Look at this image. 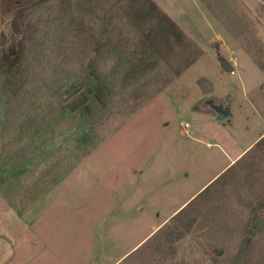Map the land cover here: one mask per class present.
Masks as SVG:
<instances>
[{
	"label": "rangeland",
	"instance_id": "374dc122",
	"mask_svg": "<svg viewBox=\"0 0 264 264\" xmlns=\"http://www.w3.org/2000/svg\"><path fill=\"white\" fill-rule=\"evenodd\" d=\"M11 39L0 264H264V138L222 170L264 131V0H0ZM191 201L178 238L133 255Z\"/></svg>",
	"mask_w": 264,
	"mask_h": 264
},
{
	"label": "trees",
	"instance_id": "16d2710c",
	"mask_svg": "<svg viewBox=\"0 0 264 264\" xmlns=\"http://www.w3.org/2000/svg\"><path fill=\"white\" fill-rule=\"evenodd\" d=\"M13 1H14V4L20 8L25 3V0H13ZM11 24H12L11 30L14 31V33H16L17 35H20L23 37H29L33 35L34 30H35L34 27L30 26L29 23L25 22V19L20 11L16 13ZM14 58H15V54H9L6 50L0 53V89L2 88L1 83H3L5 79H7L8 77L10 80H12L14 76L16 75L17 71L19 70V65H17V63L14 62L13 60ZM90 64H93V63L90 62ZM91 66H94V65H91ZM94 71L91 70V72L89 73L87 77H83L79 80H74V83H71V87L73 89H79L81 87L88 88L91 85V89H93L94 87H92V85L94 83V80L96 79ZM93 96L95 99H97L96 93L93 92ZM261 139L258 141V143H260ZM218 179L219 178H217V180ZM192 201L188 203L186 206H184L183 208H181L176 214H174L170 218L169 222H167L166 224L161 226L158 230H156L150 236V238L146 240L147 242L145 241L139 247H137L133 251V255L137 256L141 253H144V250L150 247L149 252L151 256H154L156 253L158 252L160 253L161 251H163L164 246L167 243H170L174 239L178 238L177 237L178 233H180V231H183L182 226H187L188 223L190 222L191 216H188L189 214L188 208L191 207ZM167 229H169V231L165 234V231Z\"/></svg>",
	"mask_w": 264,
	"mask_h": 264
},
{
	"label": "water",
	"instance_id": "95a60500",
	"mask_svg": "<svg viewBox=\"0 0 264 264\" xmlns=\"http://www.w3.org/2000/svg\"><path fill=\"white\" fill-rule=\"evenodd\" d=\"M16 37L18 38V36ZM16 51H17L16 42L13 39H11L10 45L7 47V52L9 54H14L16 53ZM219 63L225 71H234L235 69L234 65L223 56L219 57ZM211 106L212 109L216 112L218 119H224L232 115V109L230 108V105H224L222 102H220L218 104H212Z\"/></svg>",
	"mask_w": 264,
	"mask_h": 264
},
{
	"label": "crops",
	"instance_id": "0c3cea01",
	"mask_svg": "<svg viewBox=\"0 0 264 264\" xmlns=\"http://www.w3.org/2000/svg\"><path fill=\"white\" fill-rule=\"evenodd\" d=\"M264 131L253 141L249 142L238 154H236V156H234L233 158L230 159V161H228V163L222 168V170L227 167L229 164H231L232 162H234L240 155H242L248 148H250L251 146H255L258 144V141L262 138Z\"/></svg>",
	"mask_w": 264,
	"mask_h": 264
},
{
	"label": "built area",
	"instance_id": "2783aa9c",
	"mask_svg": "<svg viewBox=\"0 0 264 264\" xmlns=\"http://www.w3.org/2000/svg\"><path fill=\"white\" fill-rule=\"evenodd\" d=\"M262 137H264V133H263Z\"/></svg>",
	"mask_w": 264,
	"mask_h": 264
}]
</instances>
